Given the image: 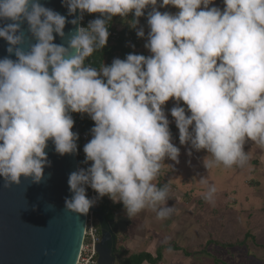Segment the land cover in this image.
Here are the masks:
<instances>
[{"label":"clouds","instance_id":"9594fccd","mask_svg":"<svg viewBox=\"0 0 264 264\" xmlns=\"http://www.w3.org/2000/svg\"><path fill=\"white\" fill-rule=\"evenodd\" d=\"M62 6L79 17L69 21L40 0H0V39L8 45L0 58L6 186L22 177L41 182L49 142L60 156L77 153L73 113L94 126L83 147L90 166L68 177L73 195L65 209L72 213L86 215L94 205L86 187L122 204L128 217L148 207L161 219L172 213L157 208L166 205L168 188L154 183L166 158L179 163L169 114L188 154H209L208 169L245 166L249 141L264 148V0H223L222 8L215 0H62ZM168 7L176 11L160 10ZM149 8L150 55L129 53L99 69L86 65L107 45L114 17L131 14L135 26ZM85 14L96 18L68 34L66 45L55 43L56 36L65 39L66 24ZM136 35L144 38V28ZM26 36L35 41L27 48Z\"/></svg>","mask_w":264,"mask_h":264},{"label":"rangeland","instance_id":"374dc122","mask_svg":"<svg viewBox=\"0 0 264 264\" xmlns=\"http://www.w3.org/2000/svg\"><path fill=\"white\" fill-rule=\"evenodd\" d=\"M215 5L222 8L223 0H215ZM160 10L176 11L172 7ZM147 11L150 8L138 25L134 26L131 14L124 19L118 17L116 22L121 29L130 25L134 32L144 28L145 37L139 38L136 50L146 56L150 55L144 47L149 31ZM173 106L174 102L169 101L165 111L170 113ZM168 118L173 143L180 148L179 163L166 158L154 183L167 186L168 198L180 193L186 199V236L190 240L181 243L175 239V243L188 254L194 252L196 264H264V148L249 141L244 150L250 159L245 166L227 168L220 164L208 169L204 159L209 154L193 150L189 155L188 148L179 143V132L170 114ZM138 219L139 213L132 216L133 224ZM209 241L214 243L209 245Z\"/></svg>","mask_w":264,"mask_h":264},{"label":"water","instance_id":"95a60500","mask_svg":"<svg viewBox=\"0 0 264 264\" xmlns=\"http://www.w3.org/2000/svg\"><path fill=\"white\" fill-rule=\"evenodd\" d=\"M44 6L68 16L62 0H40ZM0 21V26H3ZM80 25L66 24L65 39L55 37V43H67L68 34ZM25 31L27 24L22 26ZM30 37H25L27 48ZM8 45L0 39V58L8 55ZM15 59V56L11 57ZM50 166L44 169L40 183L21 178L19 185L6 186L0 178V264H77L86 229L87 214L72 213L65 209V200L73 193L68 186L70 173L78 170L77 153L60 156L49 142L46 149ZM101 224V243L98 264H112V252L118 236L126 233L129 220L116 215L108 221L99 209H92Z\"/></svg>","mask_w":264,"mask_h":264},{"label":"crops","instance_id":"0c3cea01","mask_svg":"<svg viewBox=\"0 0 264 264\" xmlns=\"http://www.w3.org/2000/svg\"><path fill=\"white\" fill-rule=\"evenodd\" d=\"M134 51L138 53L136 49ZM261 151L264 154V150L261 149ZM262 158L264 160L263 156ZM185 201L186 199L182 194L172 193L167 199L166 205L157 206V208L163 206L172 208L173 211L169 216L163 219L158 218L157 212L148 207L139 213L141 219H138L136 224H133L132 216L128 217L126 215L122 204L113 202V206H120L115 217L120 215L128 219L129 224L126 233L118 236L120 242L112 252L114 258L112 264L122 263L130 256L142 253L148 254L153 260H155L158 253L161 255L159 262L145 261L143 264H196L194 257H192L194 252L188 254L187 249L183 251L175 243V239H178L181 243L184 240H190V236H186L188 222L186 221Z\"/></svg>","mask_w":264,"mask_h":264},{"label":"trees","instance_id":"16d2710c","mask_svg":"<svg viewBox=\"0 0 264 264\" xmlns=\"http://www.w3.org/2000/svg\"><path fill=\"white\" fill-rule=\"evenodd\" d=\"M88 16H89L88 14H85L83 16V19H86ZM117 19L118 17H114L110 22V24L114 26L115 25L118 26L116 23ZM136 48H139V38L137 37L136 32H134L130 27V25H128L127 27H124L122 30H120V36H118L115 39V41L109 38L107 45L103 49L93 53V55L89 57L85 63L86 65H90L92 67L99 69L103 66V64L110 65L112 61L116 58L124 59L129 53L139 54L136 51H134ZM72 116L75 121L73 131L79 134V140L77 141V145H78L77 157L79 161L81 153H84L83 147L88 142L86 140H83L82 136L87 135L91 137L90 130L94 126V124L93 121L87 115L81 116L80 114L73 113ZM158 187L163 188L160 183ZM112 203L113 201L109 199L107 196L103 198H100L98 196V209L101 211L103 217H105L108 221L114 220L116 212L120 209V206L118 205L113 206ZM97 225L101 231V224L99 221ZM213 243H214L213 241L208 242L209 245ZM160 260H161V255L159 253L157 254L155 260H153L152 257L149 256L148 254L142 253V254L130 256L124 262L119 264H143L145 261H154V263H157Z\"/></svg>","mask_w":264,"mask_h":264},{"label":"built area","instance_id":"2783aa9c","mask_svg":"<svg viewBox=\"0 0 264 264\" xmlns=\"http://www.w3.org/2000/svg\"><path fill=\"white\" fill-rule=\"evenodd\" d=\"M96 16L89 15L86 19L80 20V26L86 27L88 22L95 19ZM120 30L118 26H114L109 23V38L115 39L120 36ZM83 140L89 141L91 137L87 135L82 136ZM77 165L78 169L80 168H87L90 166V164L85 163V154L81 153L79 161L77 157ZM86 193L89 199H92L95 201L94 205L92 206V209H98V194L94 192L90 187H86ZM97 217L96 214L93 211L88 212L87 214V221H86V229L83 239V245L82 249L77 261V264H98V247L101 243L102 237H101V231L97 225Z\"/></svg>","mask_w":264,"mask_h":264},{"label":"flooded vegetation","instance_id":"af4514ba","mask_svg":"<svg viewBox=\"0 0 264 264\" xmlns=\"http://www.w3.org/2000/svg\"><path fill=\"white\" fill-rule=\"evenodd\" d=\"M117 239H118V240H117V241H118L117 244H118V243L120 242L119 237H118Z\"/></svg>","mask_w":264,"mask_h":264}]
</instances>
